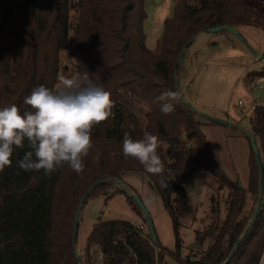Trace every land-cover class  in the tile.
Returning <instances> with one entry per match:
<instances>
[{
	"label": "trees",
	"instance_id": "1",
	"mask_svg": "<svg viewBox=\"0 0 264 264\" xmlns=\"http://www.w3.org/2000/svg\"><path fill=\"white\" fill-rule=\"evenodd\" d=\"M145 1L22 0L10 5L9 0H0V107L16 104L23 114L32 110L24 99L34 88L44 85L56 91L58 54L71 43L68 54L79 58L75 71L88 73L114 102L109 120L92 128L93 147L84 158L82 174L68 165L51 175L43 170L24 171L18 161L30 150L28 142L24 149L14 150L12 166L0 172V264H80L73 237L79 201L93 184L85 199L104 181L113 184V191H101L106 198L116 192L125 195L119 183H124L128 172L145 176L156 189L171 219L177 250L182 246L179 228L185 219L193 218L195 210L188 189L173 175L190 180L207 173L228 185V211L217 233L210 235L212 242L204 255L190 264L259 263L264 252V106L255 104L250 118V131L261 146L260 168L250 148L244 188L216 162L198 113L180 99L174 111L165 115L157 97L178 91L185 67L183 55L179 64L177 59L185 43L189 41V46L202 30L253 25L264 31V0H176L154 50L145 43ZM7 22L13 25L12 42L3 40ZM252 74L249 71L244 77ZM145 131L158 138L157 153L164 165L161 175H152L138 160L123 156L124 134L136 140ZM186 141L191 145L186 146ZM259 187L257 214L244 233ZM132 210L141 212L136 203ZM196 237L202 246L205 237L198 233ZM91 245L101 250L102 264H156L163 258L162 248L156 253L130 220L96 222L88 235L87 247ZM87 260L83 264H89Z\"/></svg>",
	"mask_w": 264,
	"mask_h": 264
},
{
	"label": "rangeland",
	"instance_id": "2",
	"mask_svg": "<svg viewBox=\"0 0 264 264\" xmlns=\"http://www.w3.org/2000/svg\"><path fill=\"white\" fill-rule=\"evenodd\" d=\"M16 2L22 0H9L10 5H15ZM175 2L176 0L145 1L144 32L145 43L149 49H156L163 32L164 21L172 17ZM72 13L73 11H70L69 14ZM12 26L10 22L6 23L7 31L3 40L8 39L12 42ZM237 30L246 44L229 31L213 33L209 44H204V48L197 53L196 77L188 92L193 99L198 100L199 108L216 114L217 117L212 118L219 119L220 122H212L205 116L197 115L203 122L202 131L216 162L230 179L245 188L251 155L246 131H250L251 128L253 106L255 104L264 106V31L261 27L253 25H241ZM68 47H72V43L67 49L59 51L58 74L70 77L77 72L70 65L75 63V58L68 54ZM254 51L259 56H256ZM249 71H253L254 74L245 78ZM254 79L256 82H253ZM252 83L260 85L261 89H252ZM59 86L57 80L55 89ZM239 99L242 100V105L238 104ZM255 143L261 156V146L257 138ZM173 179L186 186L195 210L193 218L185 219L179 228L178 234L182 244L180 249H176L171 219L154 186L145 176L128 172L123 175L124 184L119 183V188L126 191L125 195L116 192L106 198L101 191H113V184L111 181H104L94 188L91 196L83 200L74 241V249L79 253L80 264H83V261L86 263L87 259L89 264L103 263L101 250L94 245L87 247L88 235L98 221L135 220L137 222L134 223L142 225V229L148 231L144 215L141 212L139 215L134 212L132 207L135 203L126 197L131 194H137L149 212L157 245L162 248L163 258L159 264H190L200 259L204 255L202 252H205L212 242L211 236L206 233L207 229H212L211 235L217 233L228 211L231 189L207 173H199L190 180L183 179L176 173ZM129 201L132 204H129ZM245 209H248V205ZM250 221L249 216L247 224L245 223L246 227ZM196 233L199 237H205L202 246L197 240ZM191 243H197L200 247L198 249L190 247Z\"/></svg>",
	"mask_w": 264,
	"mask_h": 264
},
{
	"label": "clouds",
	"instance_id": "3",
	"mask_svg": "<svg viewBox=\"0 0 264 264\" xmlns=\"http://www.w3.org/2000/svg\"><path fill=\"white\" fill-rule=\"evenodd\" d=\"M56 91L40 85L24 99L31 111L23 114L16 104L0 107V172L12 166L15 149L27 151L18 166L24 171L43 170L51 175L68 165L82 174L84 158L93 147L92 128L105 123L113 115L114 102L103 87L93 84L88 73L65 76L58 74ZM160 111L167 115L180 100L178 91L168 90L157 97ZM158 138L145 131L134 140L128 133L123 138V156L132 157L152 175L163 173V162L157 153ZM35 157V159H33ZM259 264H264V253Z\"/></svg>",
	"mask_w": 264,
	"mask_h": 264
},
{
	"label": "water",
	"instance_id": "4",
	"mask_svg": "<svg viewBox=\"0 0 264 264\" xmlns=\"http://www.w3.org/2000/svg\"><path fill=\"white\" fill-rule=\"evenodd\" d=\"M219 31H229L231 33H233L240 41H242L244 44H246V42L244 41V39L241 37V35L239 34L238 30L235 28V27H232V26H228V25H222V26H214V27H209V28H206L204 30H202L201 32H207V33H216V32H219ZM197 36V35H196ZM195 36V37H196ZM194 37V38H195ZM189 41H187L184 45V48H183V51L181 53V55L179 56V58L177 59V63L176 64H179L180 63V60H181V57L184 53V50L185 48L187 47V44H188ZM254 54L256 56H259V54L254 51ZM178 87V86H177ZM178 92H179V89H178ZM180 99L182 102H184L186 105H188L189 107H191L193 110H195L198 114L202 115V116H205L206 118L212 120V121H215V122H220L219 119L217 118H212L211 116L207 115V114H204L202 112H200L199 110L195 109L183 96L180 95ZM227 124H230V123H227ZM246 134L249 136L250 138V146H251V149L252 151L254 152L255 154V157H256V160H257V163L259 165V168H260V157H259V153H258V147L255 143V138H254V135L250 132V131H246ZM261 172V170H260ZM116 182H118L116 180ZM121 184H124V183H121ZM96 185L93 184L90 189L84 194V196L81 198V200L79 201L78 203V207H77V211L75 213V217H74V224H73V237L75 238V235L77 233V221H78V217H79V212L81 210V207H82V203H83V200L85 199V197L87 196V194L89 193V191ZM136 203V205L140 208L142 214L144 215V218L147 222V227H148V232L150 234V238H151V243L153 245H156L157 244V240H156V234H155V229H154V225L152 223V220H151V217L149 216V212L147 211L146 207L144 206L143 202L141 201V199L139 198V196L137 194H131L129 195ZM261 201V190H260V187H259V192H258V197H257V203H256V206H255V209H254V214L251 218V221L249 222V224L247 225L244 233H246L251 224L253 223L255 217H256V214H257V210H258V206H259V203ZM213 208V207H212ZM106 220V219H104ZM102 220V221H104ZM206 233L208 235H211L212 234V229L211 228H208ZM190 247H193V248H199L200 246L197 244V243H191L190 244ZM75 255H76V258L77 259H80L79 258V253L78 251L75 249ZM159 261L157 260V263L156 264H159L158 263Z\"/></svg>",
	"mask_w": 264,
	"mask_h": 264
},
{
	"label": "crops",
	"instance_id": "5",
	"mask_svg": "<svg viewBox=\"0 0 264 264\" xmlns=\"http://www.w3.org/2000/svg\"><path fill=\"white\" fill-rule=\"evenodd\" d=\"M213 38V33L200 32L192 41V43L187 46L184 50L183 54V65L185 67V75L180 78V82L178 85L179 94L183 96L195 109L212 116H216V114L208 112L204 109L199 108V104L197 99H193L190 93L188 92L191 83L196 77V56L197 53L200 52L204 48V44H209ZM206 44V45H207ZM185 56V57H184ZM135 221V220H130ZM137 222V221H135Z\"/></svg>",
	"mask_w": 264,
	"mask_h": 264
},
{
	"label": "built area",
	"instance_id": "6",
	"mask_svg": "<svg viewBox=\"0 0 264 264\" xmlns=\"http://www.w3.org/2000/svg\"><path fill=\"white\" fill-rule=\"evenodd\" d=\"M75 58V60H74V62L76 61V60H78L79 58L78 57H74ZM72 67H74V64H70ZM253 82H256L255 81V79L253 80ZM251 88L252 89H261V86L260 85H254L253 83L251 84ZM238 104L239 105H242L243 104V102H242V100H238ZM191 145V141H186V146H190ZM131 223L132 224H135L137 227H138V229H139V234L143 237V238H146V239H148L149 241H150V243H151V238H150V236H148V232H146L145 230H143L142 228H143V226L142 225H138V224H136V223H134V221H131ZM146 226V225H145ZM151 245L153 246V248L155 249V252L156 253H159V251H160V249L161 248H159V246L156 244V245H153L152 243H151ZM259 264V263H258Z\"/></svg>",
	"mask_w": 264,
	"mask_h": 264
}]
</instances>
